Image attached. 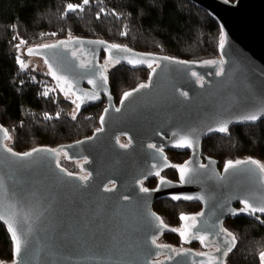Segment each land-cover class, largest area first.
Instances as JSON below:
<instances>
[{"label":"water","instance_id":"95a60500","mask_svg":"<svg viewBox=\"0 0 264 264\" xmlns=\"http://www.w3.org/2000/svg\"><path fill=\"white\" fill-rule=\"evenodd\" d=\"M187 1L208 12L219 23L223 33L221 61L196 63L174 58L185 63L169 62L163 59L169 56L124 46L146 62L136 67L121 64L134 70H150L144 83L148 87L140 88V84L134 88L139 91L124 103L120 102L121 97L116 104L109 83L104 86L105 91L94 89L87 83L86 70L77 67L88 60L101 64L103 46L90 43L98 39L80 38L79 45L69 43L67 49L42 50L36 55L43 61L47 59L53 71L73 80L80 92L99 95L98 100L85 103L81 109L105 101L104 110L108 111H103L104 120L100 119V128L91 136L54 148L38 147L54 149L55 153L34 154L31 158L34 163L30 166L19 168L7 153L0 155V176L7 189L3 203L15 204L17 213L31 217L32 228L17 258L18 264H153L161 255L164 257L159 260L160 264H198L205 258L192 249L180 250L170 245L156 248L151 244L153 236L158 239L171 231L168 226L166 229L154 226L158 215L153 203L162 199L199 204L200 211L189 215L183 227L195 222L210 238L212 233L224 228L223 223L229 219L245 217L258 221L243 213L229 214L242 207L240 199L264 203V184L246 171L254 166L240 165L238 174L219 181L215 178L217 175H228L224 173V166L219 168L218 160L213 157H202L200 146L203 140L221 134L208 132L209 127L264 106V0ZM77 48L80 51L74 57L72 53ZM152 60L159 63V67L152 65L155 72L148 66ZM221 70V75L217 76L216 72ZM183 92L188 93L187 98L181 95ZM117 108L120 111L117 112ZM262 119L264 117L258 121ZM258 121L232 123L229 128ZM193 130L197 138L194 148L172 146L180 136ZM121 138H126L127 144H122ZM150 144L163 148V154L149 148ZM167 151L189 152V157L176 166L190 162L189 166L196 169L191 173V183L179 184L176 167L177 180L160 176L168 168L163 166ZM62 157L81 161L80 168L87 180H81L83 176L76 173L68 176L70 172L59 164ZM167 163L172 165L168 158ZM154 164L160 166L159 176L150 175L156 171ZM200 164L207 168L199 169ZM152 178H157V185L147 193L141 192V182ZM162 178L171 183L161 185ZM158 186V190L152 191ZM105 187L112 191H104ZM173 195L193 199L172 200ZM124 196L129 200H123ZM214 239L222 243L227 237L221 235ZM185 251L189 254H176Z\"/></svg>","mask_w":264,"mask_h":264},{"label":"trees","instance_id":"16d2710c","mask_svg":"<svg viewBox=\"0 0 264 264\" xmlns=\"http://www.w3.org/2000/svg\"><path fill=\"white\" fill-rule=\"evenodd\" d=\"M81 2L0 0V123L11 137L6 144L16 152L38 147L54 148L91 136L100 128V117L106 106L102 101L82 108L73 120L69 115L72 103L64 98L52 76L30 67L22 70L16 63L15 56L19 53L14 45L20 40L37 46L44 41L66 40L71 36L103 40L144 53L196 63L220 57L223 33L219 23L187 0H90L84 11L63 15L67 4ZM101 8L105 13L96 19ZM113 11L119 14V18L111 14ZM121 31H126L127 35L122 36ZM149 71L134 70L125 64L110 68L107 74L116 104L123 93L139 86ZM45 88L50 91L48 99L39 95ZM45 113L53 119L46 120ZM56 113H60L58 119ZM229 131L228 135L216 134L203 140L200 146L202 157L218 160L219 168L227 161L249 158L264 164V119L255 124L231 127ZM188 157L189 152L167 151L172 165L182 164ZM59 164L70 173L77 170L72 161L60 160ZM160 176L177 180V171L170 166ZM142 183L151 189L157 185V178ZM200 209L197 203L168 199L153 203V210L170 229L180 225L181 214H196ZM223 225L236 237V246L226 258V264H260L264 224L237 217ZM179 233L180 230L169 231L159 238L166 244L178 246L181 243ZM0 262H13L12 241L1 222Z\"/></svg>","mask_w":264,"mask_h":264},{"label":"snow or ice","instance_id":"6c2138e0","mask_svg":"<svg viewBox=\"0 0 264 264\" xmlns=\"http://www.w3.org/2000/svg\"><path fill=\"white\" fill-rule=\"evenodd\" d=\"M90 3V0H82L80 4L73 5L71 3L67 4L64 9L63 15H67L68 13H76L77 11H84V6L88 5ZM105 13V9L101 8L97 14L96 19H100L101 14ZM113 16H116L119 18V14L115 11L111 13ZM122 36H126V31H121L120 33ZM52 35H55V33H52ZM13 39H16V37H13ZM27 42L24 40H20L18 44L14 45V47L17 50V53L20 52L21 45L26 44ZM69 43L79 45L81 44L80 38L77 37H70L67 41L60 40L56 43L52 44H41L38 45L35 49L32 47H28L26 49L27 54H33V55H40L42 50H50V49H67V45ZM90 43L93 44H99L103 46V51L106 54V63L101 64H95L93 60H88L87 63H80L77 65V67L81 69H85V75L89 76L87 83L92 85L94 89H99L100 91H105V87L109 83V77H108V70L109 65H111L112 68H115L117 65H120L121 63H127L128 65H131L133 67H136L138 64L145 63V59L137 54H133L132 50L121 46L119 44H110L106 43L103 40H97V41H91ZM80 49L77 48L75 51H73V56L75 57L77 52H79ZM116 53H123V55H116ZM164 60H168L169 62H178V63H185L184 61H175L174 58L170 57H164ZM16 63L20 66V68L23 70L25 68V63L22 60L21 56L17 54L15 56ZM45 65H47V72L46 75L52 76L57 81V86L60 87V90L63 91L66 87L68 89V92L71 94L74 99H72V104L74 105L73 112L71 118L75 120L77 118L76 114L80 111L81 106L85 103L92 101V100H98L100 97L96 92H80L78 88L75 87V82L71 79H69L67 76L59 75L56 71H53V65L49 63L47 59L44 60ZM156 64L157 67H159V63L156 60H152L150 63H148V66L152 68V65ZM152 71L155 72V68H152ZM221 71H217L216 75L220 76ZM33 80L35 78L33 77ZM140 88H147V84H141L139 86ZM54 91V90H52ZM139 89H133L130 92L123 93V96L121 98V103H124L130 96L133 95L134 92H138ZM78 92L80 94H78ZM39 95L45 99H48L50 97V91L45 88L42 90ZM182 96L187 98L188 93L183 92L181 93ZM67 99L68 97L65 96ZM53 103H55V100H53ZM105 112L108 111V109L104 110ZM116 111H120L119 108L116 109ZM60 116V113H56L55 118L58 119ZM261 117H264V106H261L257 111L246 113L243 115L238 116L235 120L232 121H219L217 122L216 127H209L207 129L208 132H217L221 134L228 135L230 134L229 126L232 123H254L261 119ZM44 118L46 120L53 119L52 116L48 115L47 113L44 114ZM101 121L104 120V117H100ZM173 136L175 137L176 134L174 133ZM11 137L9 136L8 130L4 129L2 125H0V155L7 153L8 158H13V162L16 163L19 168H25L27 166H30L34 163L33 158L34 154H38L40 152H48L50 154H54V149H41V148H33L31 151L27 152H16L13 150V148L9 147L8 144L5 143V141L10 140ZM197 138L195 137L194 130L192 132L186 133L183 136H180L175 142L173 143V147L176 148H194L196 146ZM121 147H126V145H121ZM149 148L155 149V151L159 154H163V148L158 147L157 145H149ZM165 163L164 167H169L170 165L167 163V158L164 157ZM190 162H185L184 165L176 166L171 165L172 167H176L179 172V184H188L191 183L193 180V176L191 173H194L196 169H193L189 166ZM240 165H253L254 168H249L246 171L249 173H252L253 175L257 176V180L259 183L264 184V164H261L255 159L249 158L247 160L242 161H227L224 165V173L228 174L225 176H219L217 175L215 178L219 181L226 180L229 175H236L240 172ZM59 167V165H57ZM153 169H156L154 173H150L159 176L160 174V166L159 165H153ZM199 169H206L207 166L204 164H200ZM68 176H71V173H67ZM13 178H15V175L13 174ZM81 180H87V177H81ZM165 183H171L169 181L161 179V185ZM153 189L152 191L158 190ZM104 191L111 192L112 188L105 187ZM141 192L147 193L150 191V189L141 187ZM7 194V189L5 187V181L2 176H0V208L4 209L3 211H0V222L4 223L7 226V230L10 235V239L12 241L13 245V264H18L17 258L20 257L21 252L23 251L25 245L27 244V237L29 234V231L32 228V225L29 223V220L31 219L30 215H23L17 213L15 210V204H4V198ZM196 199H200V197H195ZM172 200H179V199H193V197L190 196H179V195H173L171 196ZM123 200L127 201L129 200L128 196H124ZM239 203L242 205L239 209H233L229 214L233 216L240 215L241 213L249 215L251 217H254L256 220L260 221L261 223H264V220L260 219V215H257V213L264 215V203H254L249 199H240ZM19 217V219H18ZM158 223H156L154 226L157 229H166L167 225L164 224L163 220L159 216H156L154 218ZM180 220H185L187 217H185L183 214L179 217ZM171 231H178V229H170ZM180 236L182 239V242H189V239H196L199 240L202 246L210 247L212 248V253L208 252H199L196 253V255L204 257L205 259L198 262V264H226V258L233 252L234 247L236 246V237L233 233L229 232L227 229L219 228L216 232L212 233V238L208 234H205L198 228L197 223L193 222L185 227L183 231H180ZM225 236L227 237L226 240H224L222 243H217L214 239L215 236ZM151 244L155 246L156 248H168V245L158 244L157 238L155 236L151 239ZM215 253H218L219 255H216ZM177 255L183 254L188 255L189 252L185 251L183 253L177 252ZM166 259H171V257H167ZM260 261L261 264H264V252L260 253ZM153 264H160V261L157 259L153 261Z\"/></svg>","mask_w":264,"mask_h":264},{"label":"rangeland","instance_id":"374dc122","mask_svg":"<svg viewBox=\"0 0 264 264\" xmlns=\"http://www.w3.org/2000/svg\"><path fill=\"white\" fill-rule=\"evenodd\" d=\"M71 36H69L68 37V39L70 38ZM54 42H57L56 40H52V41H44V42H41L40 44H37V46L38 45H41V44H49V43H54ZM31 46H33V44H24V45H21V47H20V52H19V55L21 56V58H22V60L24 61V63H25V67H30V68H32V69H34L35 71H38V72H41V73H46L47 72V66L45 65V63H44V61H43V59L41 58V57H39V56H36V55H28L27 53H26V49L28 48V47H31ZM35 46V45H34ZM216 60H218V61H221V58L219 57V58H217V59H215V60H210V61H216ZM102 62H103V60H101ZM110 68H112L111 67V65H109V69ZM150 72V71H149ZM148 76H149V73H148V75H147V77H146V79L144 80V81H142V83H140V84H144V83H146L147 82V80H148ZM64 91H68V89L67 90H63V91H61L62 93H63V96H64V98H65V96H67L68 98V100L71 102L72 101V97L71 96H68V94L67 93H64ZM118 102V101H117ZM72 103V102H71ZM73 108H74V105L72 104V107L70 108V110H69V115L70 116H72V112H73ZM120 142L122 143V144H127V139L126 138H121L120 139ZM61 160L63 161H68V160H66V158L65 157H62L61 158ZM73 162V164L76 166V168H77V170L74 172V173H76V174H79V175H82L83 177H86V174L85 173H83L82 171H81V168H80V162L81 161H72ZM261 164H263V163H261ZM73 173V172H72ZM167 178V177H166ZM169 179V178H168ZM145 181V180H144ZM144 181H142V182H144ZM157 184V183H156ZM142 185L144 186V183H142ZM156 186V185H155ZM144 187H146V186H144ZM147 188V187H146ZM185 217H187V215L186 214H183ZM184 222H185V220H181V223H180V225H178V226H176V227H173V228H175V229H178V230H180V231H183L184 230V227H183V224H184ZM157 243L158 244H163V245H169V244H166L164 241H162L160 238H158L157 239ZM170 246H173V247H175V248H178V249H180V250H184V249H192V250H194V251H196L197 253H199V252H210V251H212V248H208V247H203L199 242H182V239H181V243H180V245H178V246H175V245H170ZM261 252H264V249L261 251ZM260 252V253H261ZM164 257V255H161L159 258H158V260H160V259H162ZM259 259H260V255H259ZM8 264H10V263H8ZM260 264H261V261H260Z\"/></svg>","mask_w":264,"mask_h":264},{"label":"flooded vegetation","instance_id":"af4514ba","mask_svg":"<svg viewBox=\"0 0 264 264\" xmlns=\"http://www.w3.org/2000/svg\"><path fill=\"white\" fill-rule=\"evenodd\" d=\"M101 60H103V62L101 61ZM100 63L103 65V64H105L106 63V57H105V55H104V53H102V54H100ZM64 90H67V88L65 87L64 88ZM67 94H68V96H71V94L68 92V91H65ZM72 97V96H71ZM73 99H74V97H72ZM118 103H119V101H118ZM118 105V104H117ZM191 215V214H190ZM189 216V215H188ZM188 216H187V218H188ZM260 219L261 220H264V217H260ZM185 221H186V219H185ZM257 222H259V221H257ZM259 223H261V222H259ZM264 224V223H263ZM225 229V228H224ZM191 242V241H190ZM192 242H194V241H192ZM200 243V242H199ZM201 244V243H200ZM204 247V246H203ZM209 248V247H208ZM213 251V250H212ZM212 251H210V252H208V253H212Z\"/></svg>","mask_w":264,"mask_h":264}]
</instances>
